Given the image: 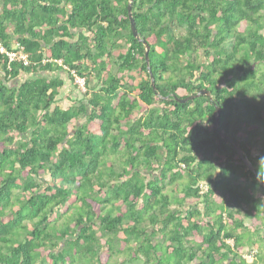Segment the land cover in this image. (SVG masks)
Here are the masks:
<instances>
[{"label": "trees", "instance_id": "16d2710c", "mask_svg": "<svg viewBox=\"0 0 264 264\" xmlns=\"http://www.w3.org/2000/svg\"><path fill=\"white\" fill-rule=\"evenodd\" d=\"M128 3L0 0V264H264V0Z\"/></svg>", "mask_w": 264, "mask_h": 264}, {"label": "water", "instance_id": "95a60500", "mask_svg": "<svg viewBox=\"0 0 264 264\" xmlns=\"http://www.w3.org/2000/svg\"><path fill=\"white\" fill-rule=\"evenodd\" d=\"M134 0H129V3L127 5V15H128V19H129V22H130V29H131V32L133 34V37L139 41H142L143 45L145 46V53H144V56H145V61H146V65H147V68H148V71L150 73V77H151V86L153 87V89H155V81H154V78L152 77L151 75V72H150V60H149V56H148V53H149V50H150V47L147 45V43L142 40L137 31H136V27H135V22H134V19L132 17V3H133ZM200 96H206V97H209L210 100H212L211 98V94L209 91H206V90H201L200 92L196 93L195 95L193 96H189V97H186L184 99H180L178 97H172L176 102L180 103V104H184L194 98H198ZM215 109H216V117H215V122H214V127L216 130H218V123H219V118H220V115H221V109L220 107H218L216 104H215ZM218 133L219 135L224 139L226 140L227 142L229 141L233 148L236 150L237 152V155L238 157L243 161V163L247 166V168L254 173V175L256 176V173H255V170L252 166V164L248 161V159L246 158L245 155H243L241 149L231 140L229 139L225 134H223L221 131L218 130ZM262 185L263 183L260 182Z\"/></svg>", "mask_w": 264, "mask_h": 264}, {"label": "built area", "instance_id": "2783aa9c", "mask_svg": "<svg viewBox=\"0 0 264 264\" xmlns=\"http://www.w3.org/2000/svg\"><path fill=\"white\" fill-rule=\"evenodd\" d=\"M0 53L4 54L9 63H19L22 64L23 66H28L29 65V59H28V55L24 52V49L22 46L20 45H15L11 50H7L3 45L0 44ZM55 63L57 65L63 66L62 65V61L61 60H45L44 63ZM63 68L66 71H69L67 67L63 66ZM71 75L74 77V82L75 84L78 86V88L85 92L86 91V86H85V79L77 76V74H75L74 71H70ZM201 188V193L205 192L207 190V186L204 184L200 185Z\"/></svg>", "mask_w": 264, "mask_h": 264}, {"label": "crops", "instance_id": "0c3cea01", "mask_svg": "<svg viewBox=\"0 0 264 264\" xmlns=\"http://www.w3.org/2000/svg\"><path fill=\"white\" fill-rule=\"evenodd\" d=\"M43 76V73H40ZM55 74H58V77L63 79L64 86L60 89L59 95L57 97V105L62 109H67L70 106H73L74 103L79 104L80 102H85L89 99V97L84 98L83 91L78 90L76 87L75 82H69L67 80V75L63 72H47L46 77H54ZM16 82V81H15ZM93 82L90 86H93ZM87 90V89H86ZM86 92V91H85ZM71 128V126H69Z\"/></svg>", "mask_w": 264, "mask_h": 264}, {"label": "rangeland", "instance_id": "374dc122", "mask_svg": "<svg viewBox=\"0 0 264 264\" xmlns=\"http://www.w3.org/2000/svg\"><path fill=\"white\" fill-rule=\"evenodd\" d=\"M244 28V25H242V27H241V29H243ZM257 69H258V71L262 74V75H264V64H258V66H257ZM76 85V84H75ZM76 87H78L77 85H76ZM78 90H80L79 88H78ZM81 91V90H80ZM178 94L179 95H182L183 94V92H182V90H179L178 91ZM247 223V222H246ZM245 223V224H246ZM196 241H200V239L199 238H196L195 239ZM113 242V244L112 245H114L116 248H118V246H119V243L116 241V240H114V241H112ZM101 243H103V241H101ZM227 243H229L230 245H232L233 244V242L232 241H228ZM114 250H116V249H114ZM116 252V251H115ZM260 252H263L264 253V248L262 249V251H260ZM124 253H126V254H120V255H117V256H115L112 260H111V262H110V264L112 263V264H121V263H123V262H125L127 259H129V257H130V255H129V251H125ZM240 254L245 258V260L247 261V262H249V263H251L254 259H255V256H254V254L252 253V252H250V251H248V248L247 247H245L241 252H240ZM96 263V262H95ZM125 264H142V262H140V261H138V262H125ZM258 264H262V263H258Z\"/></svg>", "mask_w": 264, "mask_h": 264}, {"label": "clouds", "instance_id": "9594fccd", "mask_svg": "<svg viewBox=\"0 0 264 264\" xmlns=\"http://www.w3.org/2000/svg\"><path fill=\"white\" fill-rule=\"evenodd\" d=\"M259 163H260V164L264 163V157H261V158H260Z\"/></svg>", "mask_w": 264, "mask_h": 264}, {"label": "bare ground", "instance_id": "6f19581e", "mask_svg": "<svg viewBox=\"0 0 264 264\" xmlns=\"http://www.w3.org/2000/svg\"><path fill=\"white\" fill-rule=\"evenodd\" d=\"M69 73V72H68Z\"/></svg>", "mask_w": 264, "mask_h": 264}]
</instances>
